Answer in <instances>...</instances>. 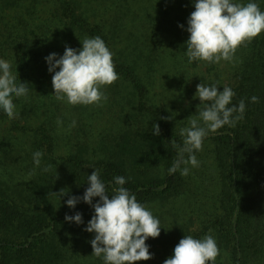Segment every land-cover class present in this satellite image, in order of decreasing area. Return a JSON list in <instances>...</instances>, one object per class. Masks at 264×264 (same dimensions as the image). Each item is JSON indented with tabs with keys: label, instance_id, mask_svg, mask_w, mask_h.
I'll list each match as a JSON object with an SVG mask.
<instances>
[{
	"label": "trees",
	"instance_id": "obj_1",
	"mask_svg": "<svg viewBox=\"0 0 264 264\" xmlns=\"http://www.w3.org/2000/svg\"><path fill=\"white\" fill-rule=\"evenodd\" d=\"M94 1L103 4L104 16L89 21L79 0H0V58L10 62L17 82L27 83L30 89L26 97L15 100L20 119L9 120L0 112V131L6 127L15 134L9 138L0 136V264H103L92 255V246L85 239H94L93 233L84 230L94 209L82 200L75 209L65 203L73 196H83L88 187L87 175L94 169L84 171L81 157L77 153L69 156L70 151L66 152L69 159L53 161L54 152L71 143L65 126L71 115L77 116V110L52 95L53 74L48 71L45 57L51 53L63 55L66 47L80 49L85 38L99 36L114 53L115 71L133 98L146 92L144 84L156 71L147 60L158 65L163 48L170 51L164 59L175 64L188 62L185 50L183 55L177 53L186 48L189 36V16L185 15L188 2L157 1L153 8L157 14L149 16L137 10L148 11V0H127L119 7L110 6V0ZM257 2L264 11V0ZM192 7L194 11V4ZM91 8L94 18L98 8ZM135 10L137 14L132 13ZM173 13L176 15L171 17ZM105 16L112 20L104 21ZM123 34L127 42L115 49V38ZM202 63L209 68L200 74V79L210 86L214 82L206 77L216 71V63ZM229 68L236 79L232 102L238 105L244 100L246 111L236 127L225 126L216 138V203L223 214H210L204 232L209 231L220 251L228 253L229 264H264V32L238 47ZM252 96L259 97V102L251 103ZM136 101L141 106V100ZM167 112L160 108L155 113L161 119L153 121L159 125V136L153 134L152 123L141 126L143 119L137 117L135 124L129 122L128 126L135 130L134 137L125 132L120 138L122 144H117V152H113L126 159L99 161L100 176L110 194L119 187L113 180L116 176H124V187L151 210L163 208L190 191L179 172L168 174L177 156L173 142L182 146L183 138L172 130ZM25 116L30 119L22 125L21 118ZM35 151L44 153L39 168L33 163ZM64 164L68 167L66 179L60 173ZM155 173L164 175L162 183L159 176H153ZM191 188L197 190L194 185ZM62 190L66 194L60 201ZM98 199L94 198L93 203ZM77 212L82 214L84 224L65 221L66 214ZM160 226V236L149 238L146 244L157 248V264H164L187 234L182 228L168 231L161 223Z\"/></svg>",
	"mask_w": 264,
	"mask_h": 264
},
{
	"label": "clouds",
	"instance_id": "obj_2",
	"mask_svg": "<svg viewBox=\"0 0 264 264\" xmlns=\"http://www.w3.org/2000/svg\"><path fill=\"white\" fill-rule=\"evenodd\" d=\"M195 10L187 20L185 55L188 62L220 63L233 62L238 47L264 32V11L257 0H193ZM184 28V25H179ZM114 53L99 37L85 38L82 48L66 47L63 55L51 53L45 57L48 71L52 75V86L57 101L69 105L102 106L108 96L102 89L118 79L113 62ZM217 84L197 85L194 98L199 99L197 114L189 119V125L180 129L182 146L173 142L177 151L176 159L168 168V174L177 172L181 176L190 174L191 168L199 167L196 153L203 150L204 140L210 133L228 127H236L244 118L246 104L240 100L233 104L236 93L231 87L222 90ZM29 85L17 82L9 61L0 58V112L9 120L18 118L16 99L26 97ZM251 103H258L259 97L252 96ZM60 123V121H58ZM75 121L72 126H75ZM152 132L160 135L158 124H153ZM44 153L35 151L33 163L39 168ZM48 169L45 168L44 171ZM115 185L112 194L101 179L100 169L94 168L87 175V184L82 197L66 200L70 209H75L81 200L94 209L85 231L94 234L90 241L92 255L100 258L103 264H136L153 258L149 238H158L162 227L160 220L148 207L137 201L135 194L124 185V176L113 177ZM61 191L60 196L65 195ZM94 198H99L93 203ZM65 221L78 226L84 224L83 216L65 215ZM220 249L213 235L202 239L191 235L184 236L175 246L171 257L164 264H216Z\"/></svg>",
	"mask_w": 264,
	"mask_h": 264
},
{
	"label": "rangeland",
	"instance_id": "obj_3",
	"mask_svg": "<svg viewBox=\"0 0 264 264\" xmlns=\"http://www.w3.org/2000/svg\"><path fill=\"white\" fill-rule=\"evenodd\" d=\"M79 1L81 3V11H83L86 16L90 17L89 21H93L92 19L103 18L104 11H102L101 7L103 4L97 5L94 0ZM125 1L127 0H110L108 4L110 6L114 4L113 6L119 7ZM157 1L160 0H148V2L151 3L149 4L150 9L148 11H144L143 9L137 10L147 13L149 16L156 15L157 11L153 8H156L155 2ZM168 1L174 2L176 0ZM184 1L189 4V10L185 12V15L190 16L193 12V0ZM90 4L92 7L95 5L96 8H98L97 13L94 14V18H92L93 15H91L94 13V10H92ZM135 12L132 11L133 14L138 13L136 10ZM180 14L181 13H179V15ZM175 15L176 13H173V15L170 16L174 17ZM110 18L111 16H105L104 21H107ZM123 35H119L115 38L114 41L117 43L114 46L115 49L123 47L122 45L124 42H127L125 39L126 34ZM188 38L189 36L187 39ZM184 50L186 51L187 49H181V54L177 50L178 55H183L182 53ZM169 54L170 51L163 48L160 51L161 60L156 62L158 63L156 66L153 63V60H147V63L151 65V69L154 67L156 71L155 73L154 70L151 72L150 80L144 84L146 92H143L142 95L137 96L136 94V97L133 98V94L131 92L128 93V91L124 89L126 83L118 78L113 84L105 86L102 89V91L108 96L107 102H103L102 106L76 105L74 109L77 110V116L74 114L71 115V119L68 118L67 125L65 126V129L70 131L71 143L68 146H66L65 143L59 147V149L54 152L53 161L59 162L61 159H69L68 157L71 154L77 153L76 155L81 157V163L85 168L84 171L87 169L91 170V168L100 169L101 171L102 168L98 167V164L100 163L99 161L113 162L116 158L125 160L126 156H118V153L113 154V152L115 150L117 152V144H122L120 138L125 132H128L130 137H134L135 130L132 131L129 129V122L135 124V118L137 117L143 119L141 126L149 123H152V125L156 124V122H153L154 119L161 122V119L155 115L156 111H159L160 108H164L168 111V120L170 121L172 130L175 134L179 133L180 135V129L187 127L189 125V119L197 114L199 99L194 98V96L197 90V85L202 83L207 86V83L200 79V74H204V71L209 67L201 65L203 61L192 63L187 61L183 63L181 61L175 64L171 62V59L170 61L164 59ZM215 65L216 71L208 74L206 78L217 84L218 87H221L220 90H222V87L224 86L234 89L236 79L229 71L230 62L221 61ZM136 98L141 100V106L138 105ZM84 112L85 115H83ZM18 118L20 119V116H18ZM27 118L30 119V116L21 118L22 125L25 124ZM39 121L40 119L37 122ZM73 121L76 122L74 127L72 126ZM137 124H139L138 128H140V123ZM176 131L178 132L176 133ZM3 135L6 138H9V136H15V134L13 135L9 133L6 127L2 132L0 131V136ZM218 135H220V130H218L217 133H210L208 135L204 140L203 150L196 153L197 159L200 162L199 167L191 168L190 174L183 176L186 183L190 186V191H187L185 194L183 193L182 197L174 199L163 208L157 206L152 210L149 209L153 215L160 220L161 225L168 229V231L179 230L182 228L187 235L202 239L205 235L209 234V231H204L205 227L209 225L207 220H209L210 214L215 211H217L216 216H221L223 214L222 208L216 203V184L218 182L215 178L217 172L214 161L216 157L214 151L217 147L216 138ZM126 138H128V136H126ZM126 144L132 143L126 141ZM68 151H70L69 156H67L66 153ZM130 160L131 157L129 158V161ZM67 172V164H64L60 173L63 176L65 175V179L68 175ZM153 176H159L160 182H163V174L155 173ZM191 185H194L197 190L195 191L194 188L192 189ZM191 190H193L192 193ZM63 200L64 199L61 196L60 201ZM85 239L87 245L91 246V243L88 241L89 238L86 237ZM149 250L150 253L153 254V258L148 261H142V264H157L160 262L157 248H149ZM228 260V253L221 250L216 258V264H229Z\"/></svg>",
	"mask_w": 264,
	"mask_h": 264
}]
</instances>
